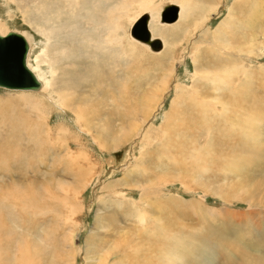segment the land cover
<instances>
[{
    "label": "rangeland",
    "instance_id": "rangeland-1",
    "mask_svg": "<svg viewBox=\"0 0 264 264\" xmlns=\"http://www.w3.org/2000/svg\"><path fill=\"white\" fill-rule=\"evenodd\" d=\"M71 1L0 0V35L12 31L27 38L30 65L45 84L39 94L0 87V144L9 141L13 154L21 148L0 168V195L7 198L0 201V264H264V121L249 123L252 116H264V15L255 27L240 25L251 7L264 13V0H216L217 11L210 14L201 0H102L90 11ZM171 2L184 7L179 32L158 24L159 8ZM142 5L147 6L141 12ZM147 11H153L152 24L161 30L153 33L165 39L164 52L130 36ZM231 13L229 37L204 56L226 30ZM118 64L127 93L122 94L123 121L107 126L104 111L100 119H84L80 108L88 109L92 99L62 105L61 98L72 92L66 86L80 99L97 88L104 91ZM161 69L167 82L158 79ZM224 70L236 80L235 94H248L246 103L239 100L225 113V92L213 90L204 77ZM243 81L246 86L239 88ZM206 88L211 96L204 114L223 115L226 125L219 118L212 129L201 125L203 134L191 137L170 131L173 139L187 142L188 152L164 147L171 139L168 119L182 110L183 94ZM142 96L149 115L141 103L128 116V107ZM246 121L253 148L238 153L247 145ZM32 130L47 142L36 140L26 152ZM209 140L208 154L193 151L206 148ZM27 195L33 197L22 207L17 201ZM135 214L146 219L140 223ZM181 242L188 243L189 252Z\"/></svg>",
    "mask_w": 264,
    "mask_h": 264
},
{
    "label": "bare ground",
    "instance_id": "bare-ground-1",
    "mask_svg": "<svg viewBox=\"0 0 264 264\" xmlns=\"http://www.w3.org/2000/svg\"><path fill=\"white\" fill-rule=\"evenodd\" d=\"M85 1V3H82V4H80L81 2H80V0H74L73 2L71 1L70 2V4H71V6L73 5V7H75V8H77V6H81V7H84V9H87L88 11H90L91 9H92V7H98V4L100 5L101 3H102V0H98L97 1V3H93V5H91L92 3H91V0H84ZM216 2V0H201V6H202V8H203V10H204V12H208L209 14L210 13H213V12H215L216 13V8L214 7V3ZM69 4V5H70ZM175 5V6H177L178 8H179V15H178V20H176L174 23H163L162 22V18H161V14H162V12H163V10H164V8L166 7V6H168V5ZM203 4V5H202ZM143 6H147V5H142L141 6V8H140V10H141V12H142V10H146V8H143ZM247 7H248V4H247ZM75 8H74V10H75ZM183 6L182 5H177V3H173V2H171L170 4L168 3V4H166V5H164V6H161L160 8H159V22H158V24H159V26H162V27H166V26H171V25H175L176 23H178L180 20H181V16H182V14L184 13V11H183ZM236 8V7H235ZM234 7L232 8V10L231 11H233L234 9H235ZM246 9V8H245ZM78 14H79V12H78ZM93 14V13H92ZM92 14H91V16H92ZM141 14V13H140ZM232 15L231 16H229L228 18H230V19H228L227 21V24L225 25L226 26V30H224L223 32H222V30L219 32V33H221V37H219L218 38V40H217V38L214 40V42H213V44L211 45V49H209V50H203L202 51V53L204 54V56L205 55H207V53H209V52H216V51H218L217 50V48H215V47H217V42H219V39H227V37H229L228 36V34H225V33H227L228 31V29H230V30H232L234 27H233V21H234V18H233V16L235 15H233V13H231ZM248 15H249V17L248 18H246V21H241L240 22V25H241V27H243L244 26V24H245V26H252V27H255L256 25H258V23H257V21H258V19H260V16H261V14H263L264 15V13L261 11V10H259L257 7L255 8V10H254V7H251L250 8V11L247 13ZM95 15V14H94ZM94 15H93V17H94ZM139 15V14H138ZM142 15V14H141ZM143 15H148L149 17H150V19H149V23H148V28H149V30H150V32H151V35H152V39L154 40V39H159L161 42H162V49L160 50V51H154V50H152V48L148 45V44H145V43H143V42H140V41H138L137 39H135V38H133V36H132V34L130 35L131 36V38L133 39V40H135L134 42H136V43H138V44H140V45H142V46H144L145 48H147V46L151 49V51H153V52H155V53H161V52H164L165 51V48H166V43H165V41L162 39V38H158V37H156L154 34H153V32H152V30L155 32V33H159V32H161V30H159L154 24H152L153 23V21H154V14H153V11H147V12H145ZM142 15V16H143ZM262 15V16H263ZM140 16V15H139ZM142 16L140 17V18H142ZM209 16V15H208ZM77 18H78V15H77ZM140 18L139 19H135L136 21H135V24H136V22L138 21V20H140ZM88 19V18H87ZM205 20V23L207 22V20H208V17L206 18V19H204ZM204 23V24H205ZM243 23V24H242ZM134 24V25H135ZM152 24V25H151ZM161 24V25H160ZM133 25V26H134ZM196 27V26H195ZM133 28V27H132ZM152 29V30H151ZM199 28H196L195 30H197V34H196V36H198V31H200V30H198ZM252 29V28H251ZM12 32V31H11ZM131 32H132V29H131ZM184 32V34H187V33H189V29H187L186 27H185V31H183ZM10 33V32H9ZM8 34V33H7ZM7 34H1L2 36H6ZM194 36V35H193ZM206 37H213V36H210V35H205L204 34V38H206ZM199 39V38H198ZM29 42V41H28ZM29 45H30V43H29ZM196 47L195 48H198V52H200V49H202V47H201V44L200 43H195L194 44ZM215 48V49H214ZM231 49V48H230ZM233 50V49H232ZM30 52H32V50H31V45H30V50H29V53H28V58H27V64H28V66H29V68L34 72V74L37 76V78H38V80L41 82V84H42V89L40 90V91H36V92H38V93H36V92H34V91H23V90H21V91H16V92H18V93H33V94H39L40 92H42V90H43V88H44V86H45V84H44V81H43V79H42V77L39 75V73L38 72H36L32 67H31V65H30V59H29V55H30ZM31 56V55H30ZM211 62V61H210ZM122 65V64H121ZM120 64H118L116 67H115V69H114V72H113V74L108 78V80L107 81H105L104 82V84H103V86L104 87H106L105 89H104V91H102V90H100V89H96L95 91L93 90V92H92V94H94V95H92V94H88L87 96L85 95V97H84V99H80L79 97H78V95H77V91H75V90H73V89H71V88H69V87H67L66 86V88L67 89H64V90H72V92L70 91V92H68L67 94H65L62 98H61V103H62V105L64 106V107H69L70 108V106L71 107H73V106H75L76 104H78V103H80V102H84V101H86L87 99H92V101L89 103V108L88 109H83V108H80V112L83 114V118L84 119H87L90 115H97L98 117H99V119L101 118L100 116L103 114L102 113V111H104V113H105V115L107 116V118L109 119V122H105L106 123V125L108 126L109 125V123L110 122H112L113 121V123L116 121V120H118V121H123L124 120V113H123V108H122V101H123V97H122V94H126L127 95V93L124 91V81H121V78H122V76H123V71H122V69L120 68V66H121ZM86 69H88V68H86ZM133 69V68H132ZM133 70H135V71H137V69H133ZM163 69H161L160 71H162ZM73 72V71H72ZM84 72V71H83ZM88 72V71H87ZM87 72H84V73H87ZM128 72H130V71H128ZM225 72V73H224ZM224 72H222V73H206L205 74V78H206V81H208V82H211V84H212V88H213V90H216V91H219V92H225V94H226V96H227V98H226V100H225V102H223V104H222V102H219L220 104H222L223 105V107H224V113L226 112V111H228V110H231V108H233V107H235V105L237 104V102L239 101V100H242V101H244L245 103L247 102L246 100H248V94H246L245 96L244 95H241L242 93H240L239 92V90H238V95H236L235 94V92L233 91V86L235 85V83H236V80L234 79L233 80V78H232V74H231V72H230V70H229V72H227V70H224ZM79 73V72H78ZM83 73V74H84ZM162 73H163V71H162ZM246 74H247V77H250V73L248 72H246ZM90 76V75H89ZM93 76V75H92ZM168 76H169V74H168ZM81 77H83L82 75H81ZM94 77V76H93ZM157 77L158 76H156L155 78H156V80H157ZM89 78H91V77H89ZM169 78V77H168ZM97 79V78H96ZM158 79H160L161 81H166L167 82V74H160V76H159V78ZM247 79V78H246ZM159 80V81H160ZM87 81V80H86ZM158 81V80H157ZM83 82V81H82ZM95 82H96V80H95ZM244 82V83H243ZM242 83L243 84H240L241 86H239V88H241V87H245L246 86V81H243ZM90 83H91V81H90ZM132 83V82H131ZM157 83V82H156ZM95 84V83H94ZM94 84H93V89H94ZM164 84H166V83H163V86H164ZM63 85H66V84H63ZM89 85V84H88ZM118 86V87H116V89H114L115 87H113V86ZM162 86V91H164L165 89H164V87ZM63 87V86H62ZM61 87V88H62ZM76 87H80V85H76ZM89 87V86H88ZM156 87V86H155ZM152 88V87H151ZM238 88V87H237ZM92 90V89H91ZM90 90V91H91ZM150 89H148V91H149ZM153 91H152V93L151 94H153L154 93V88L152 89ZM44 91H46L45 89H44ZM209 91L210 90H208L207 88H206V91H201V90H198L195 94H192L194 97H203L204 99L200 102H198V101H195V100H193L192 99V95H189V93H190V91H189V93H186L185 95L183 94V96H182V98H181V102H180V104H183L182 105V110L181 111H179L177 114H173L172 113V115L169 117V119H168V123H167V125H166V133L167 134H169L170 135V137H171V139L169 138V140H170V142H168V139H167V142H166V144H164V147L166 146V147H168L170 150H172V151H174V152H176V153H179V154H183L184 152L186 153V152H188V151H185V146H187L186 144H187V142H185V140L184 141H182V139L181 140H179V139H173V137H172V134H174V132H175V134L176 135H180V133L181 134H184L185 136H188V137H191V135L190 134H198V136L200 135V134H203V131H204V129H205V126H207L208 127V130L209 129H212L211 127H212V125L213 124H215L216 122H218L219 123V121H221L219 118H221L222 119V121H223V124L224 125H226V123H227V121L226 120H224L223 119V115H218V114H204V109H205V106H206V104L208 103L206 100H207V98L209 97V96H211L210 94H209ZM215 91V92H216ZM194 92H195V90H194ZM224 92H223V94H224ZM84 94V93H83ZM85 94H87V93H85ZM120 94V95H119ZM44 95V94H43ZM46 95V94H45ZM48 95V94H47ZM224 96V95H223ZM222 96V97H223ZM49 97V96H48ZM128 97V99H129V95L127 96ZM207 97V98H206ZM221 97V96H220ZM251 97V96H250ZM50 98V97H49ZM195 98V99H196ZM51 99V98H50ZM197 99H199V98H197ZM223 99V98H222ZM253 100H254V98H252ZM251 99V100H252ZM144 100V97L142 96V98L141 99H139V100H136L137 101V105H136V103H132L133 104V107H131L130 106V108L128 107V116H130V114L132 113V112H134V111H136L137 112V107H138V104L140 105L141 103H142V101ZM149 100H150V97H149ZM199 100H201V99H199ZM192 101L193 102H195L196 103V105H194V106H192ZM256 101H258V100H256ZM146 102V101H145ZM150 103H152V102H150ZM149 103V104H150ZM143 104V103H142ZM147 103H145V104H143V107H144V105L145 106H147L146 105ZM153 105H154V103H153ZM178 105V104H177ZM212 105H214V104H212ZM242 105V104H241ZM240 105V106H241ZM174 107H176V104L174 105ZM173 107V108H174ZM152 108V107H151ZM252 108V107H251ZM258 108V107H257ZM141 109V108H140ZM146 109H148L147 111H148V115H149V108H148V106H147V108ZM253 109V108H252ZM142 110V109H141ZM144 111H145V109H144ZM143 111V112H144ZM184 111L186 112V120L185 121H183L182 119L185 117V113H184ZM248 111V110H247ZM255 111V110H254ZM253 111V112H254ZM262 111V110H261ZM142 112V113H143ZM256 115H258V113H255ZM254 114V115H255ZM260 114V113H259ZM248 115H249V113H248ZM251 115V114H250ZM249 115V116H250ZM105 116V117H106ZM145 116V115H144ZM146 117V116H145ZM146 119V118H145ZM218 119V120H217ZM112 120V121H111ZM128 120V119H127ZM264 121V116L263 115H259L258 117L257 116H252V117H250V121H249V123L251 124H253V123H255V125H256V122H260V121ZM124 123V122H123ZM247 121L244 123V125H245V131H244V133L245 132H249V135H244V140H245V142H247V145L246 146H242L241 145V150L242 149H244V150H242V151H240V152H238V153H245V152H248L249 150H251L252 148H253V146H250V145H248L249 143H253V139H252V137L250 136V133H251V126H250V124H249ZM201 125H205V126H203V127H201ZM227 127V126H226ZM228 128V127H227ZM228 130H229V132H230V135H232V133H234V131L235 130H232L231 128H228ZM172 132V134H170L169 132ZM166 134V135H167ZM235 135H236V133H234ZM245 134H247V133H245ZM168 135V136H169ZM242 135H243V133H242ZM184 136V137H185ZM25 137V136H24ZM180 137V136H179ZM181 137H183V136H181ZM208 137H210V136H208ZM242 137V136H241ZM199 138V137H198ZM239 138V137H238ZM237 138V139H238ZM27 139H28V144H27V147H26V149H25V151L27 150V148L31 145V146H36L38 143L36 142V140H39L40 139V141H42V143H43V141L46 143L47 142V140H46V138L45 139H43V138H39V137H37V136H35L34 135V133H33V130L32 131H30V132H27ZM185 139V138H184ZM242 139V140H243ZM22 140V137L21 138H18V141L16 142L17 143V146H19V141H21ZM199 140V139H198ZM9 141H6V142H4V143H1L0 144V168L2 169L3 168V166H6V165H9L8 163H10L11 161H10V159L12 160V159H16V157L17 156H19V155H17L19 152V150H21V148H18V150L16 151V153L15 154H13V151H12V153H10V151H9V149H8V147H7V143H8ZM22 142H23V140H22ZM22 142H21V144H22ZM34 142V143H33ZM16 143H14V146H15V144ZM27 143V142H26ZM44 143V144H45ZM184 143V144H183ZM234 143V142H233ZM115 144H117V143H115ZM205 145V144H204ZM211 141L209 140V143L207 144V147L206 148H199V149H197V148H194L193 149V151H198V152H201L202 154L203 153H207L208 154V151H209V149L211 148ZM240 145V144H239ZM11 146V148H13V146L12 145H10ZM233 146H234V144H233ZM232 146V147H233ZM231 146H230V149L232 148ZM237 147V146H236ZM16 148V147H15ZM29 149H30V147H29ZM229 149V150H230ZM235 148H233V149H231L232 151H231V153L232 152H234V153H237L235 150H234ZM239 149H240V147H239ZM24 151V150H23ZM27 152V151H26ZM227 152H229V151H227ZM187 155V154H186ZM4 156H5V159H6V157L7 156H9L10 158L6 161H4L3 160V158H4ZM23 156V155H22ZM49 156V155H48ZM254 157H255V155L253 154V153H250V155H249V157H248V159L249 160H254ZM19 158H21V156L19 157ZM19 158H17L18 160H19ZM24 160V159H23ZM21 161V160H20ZM15 162V161H14ZM224 162H226L225 160H224ZM20 164V163H19ZM25 164H26V162H25ZM6 168V167H5ZM33 191V190H32ZM23 195V194H22ZM34 195V194H33ZM16 196V195H15ZM25 196V195H24ZM24 196H22V197H20V200H18L17 202H20V204L22 203V207H24V205L26 204V203H28L29 201H30V199L33 197H31V196H26V197H24ZM36 196V195H35ZM0 201L2 200V202L4 201L3 199H7L6 198V196L5 197H3L2 196V194L0 195ZM18 199V198H17ZM1 202V203H2ZM36 202V201H35ZM6 203H7V201H6ZM132 212V211H131ZM136 215V217H137V219L139 220V222L141 223L143 220H145L146 219V217L145 216H143V215H138V214H135ZM149 219V218H148ZM1 228V227H0ZM154 233V232H153ZM152 233V234H153ZM151 234V235H152ZM149 236H150V232H149V234H148ZM147 235V236H148ZM154 237H156V235L154 236ZM149 239V238H148ZM150 239H152V237L150 238ZM163 239L164 240H166V241H168L169 242V239L168 238H166V237H163ZM162 239V240H163ZM161 240V241H162ZM173 241H176V238L175 237H173V239H172ZM149 242H150V240H148ZM160 241V240H159ZM158 241V242H159ZM160 241V242H161ZM151 242H153V241H151ZM123 244H125V245H127V246H129V243L128 242H122ZM174 243V242H173ZM182 246H183V244H184V246H183V250L184 251H188L189 252V245H188V243L187 242H181L180 243ZM121 245V244H120ZM205 245V244H204ZM118 246H119V244H118ZM124 246V245H123ZM123 246H122V249H123ZM186 246V247H185ZM206 246V245H205ZM126 247V246H125ZM160 249V248H159ZM126 250V249H125ZM124 250V251H125ZM157 251V250H156ZM123 252V251H122ZM126 255V254H125ZM177 257V256H176ZM127 258H129V257H127ZM132 258V257H131ZM168 258L169 257H166V259L168 260ZM133 259V258H132ZM132 261V260H131Z\"/></svg>",
    "mask_w": 264,
    "mask_h": 264
},
{
    "label": "water",
    "instance_id": "water-1",
    "mask_svg": "<svg viewBox=\"0 0 264 264\" xmlns=\"http://www.w3.org/2000/svg\"><path fill=\"white\" fill-rule=\"evenodd\" d=\"M179 8L168 5L164 8L161 18L163 23H174L178 20ZM150 17L143 15L132 28V36L140 42L148 44L152 50L160 51L162 42L152 39L148 28ZM30 45L27 38L18 33L10 32L0 35V87L11 90L40 91L42 84L27 64Z\"/></svg>",
    "mask_w": 264,
    "mask_h": 264
},
{
    "label": "crops",
    "instance_id": "crops-1",
    "mask_svg": "<svg viewBox=\"0 0 264 264\" xmlns=\"http://www.w3.org/2000/svg\"><path fill=\"white\" fill-rule=\"evenodd\" d=\"M170 27H171L172 31L179 32V30H181L179 23L176 24V25H171ZM160 28H162V27H160ZM151 30H152V29H151ZM152 32H153V31H152ZM153 34H154V33H153ZM154 35H155V34H154ZM161 37L164 38L163 36H161ZM158 38H159V37H158ZM164 40H165V39H164Z\"/></svg>",
    "mask_w": 264,
    "mask_h": 264
}]
</instances>
